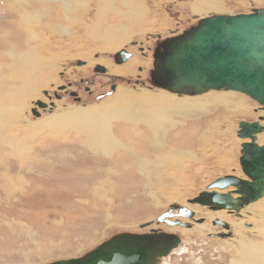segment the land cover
<instances>
[{"label":"rangeland","instance_id":"rangeland-1","mask_svg":"<svg viewBox=\"0 0 264 264\" xmlns=\"http://www.w3.org/2000/svg\"><path fill=\"white\" fill-rule=\"evenodd\" d=\"M200 3L0 0V264H41L79 255L115 232L147 231L137 225L154 221L174 202L191 207L193 217L202 221L180 217L190 226L152 224L182 237L160 264H264L248 263L244 259L249 249L243 252L248 245L264 246V219L186 202L217 176L237 174L236 170L244 175L238 160L244 140L237 135L238 122L264 116V109L247 94L209 89L181 95L163 89L175 96V103L161 112L165 123L161 121L158 129L147 126L151 116L141 111L142 104L130 119L103 116L105 130L113 137L106 149L90 140L91 132H97L84 125L91 121L67 119L56 129L38 124L70 108L111 110L119 101L101 102L117 88L121 93L162 89L134 84L138 74L148 82L157 38L177 34L211 13L264 6V0ZM124 33L125 42L107 38ZM122 47L132 52L129 58L137 59L115 63L113 53ZM77 59L86 63L77 64ZM96 63L104 64L109 73H93ZM61 71H66L64 76ZM83 77L93 82H82ZM67 80L73 81L80 99L63 95L54 106L40 107L38 115L31 111L35 99L48 100L46 91L52 97L57 85ZM93 123L100 125L96 119ZM262 198L252 204L264 211ZM212 217L228 223V236L210 235L221 229Z\"/></svg>","mask_w":264,"mask_h":264},{"label":"water","instance_id":"water-1","mask_svg":"<svg viewBox=\"0 0 264 264\" xmlns=\"http://www.w3.org/2000/svg\"><path fill=\"white\" fill-rule=\"evenodd\" d=\"M130 56L125 47L113 53L115 63H123ZM76 63L85 61L77 59ZM94 68L106 71L99 63ZM150 83L179 94L195 95L209 89L240 91L264 109V6L249 12L211 13L198 18L181 32L164 37L152 54ZM33 103L43 108L47 106L40 98ZM35 105L31 111L38 115ZM260 120H264V116L259 120L238 122L237 135L244 139L240 143L238 160L245 177L234 173L217 176L188 198V204L212 210L227 209L238 214L242 206L264 195V142L255 141L256 134L264 130ZM227 188L230 189L225 190ZM193 214L191 207L174 202L154 221L190 226L180 217L193 219ZM193 220L202 221V218ZM154 221L137 225L138 228L148 227L147 231L115 232L79 255L58 257L41 264H160L182 237L154 228ZM211 221L227 229L217 232V236L229 235L225 220L215 217Z\"/></svg>","mask_w":264,"mask_h":264},{"label":"bare ground","instance_id":"bare-ground-1","mask_svg":"<svg viewBox=\"0 0 264 264\" xmlns=\"http://www.w3.org/2000/svg\"><path fill=\"white\" fill-rule=\"evenodd\" d=\"M202 1V0H201ZM199 0V3L201 2ZM211 1V0H210ZM207 3V2H206ZM201 4V3H200ZM214 4V3H213ZM218 4V3H217ZM203 5V4H202ZM207 5V4H206ZM212 5V4H211ZM216 5V4H215ZM214 5V6H215ZM213 6V5H212ZM220 6V5H219ZM209 7V6H207ZM132 10V9H130ZM200 10V9H199ZM206 10V9H205ZM131 17V16H129ZM125 32V31H124ZM107 38L109 40H114L116 41V43H121L122 41L125 42V40L128 38V34L124 33L123 36H117V35H112V34H109L107 36ZM107 39V40H108ZM115 43V42H114ZM117 48V47H116ZM119 50V49H118ZM153 54V53H152ZM31 59H32V63H33V59H34V56H31ZM40 59V58H39ZM128 62L127 63H130V62H133L135 61L137 58H128ZM131 59V60H130ZM29 60V59H28ZM35 60V59H34ZM26 62V61H25ZM19 63V62H18ZM41 63V62H40ZM120 64V63H118ZM24 65V64H23ZM33 66V64H32ZM23 78V77H22ZM159 88V87H158ZM119 89L116 94H113V95H110L106 98H104L105 100H103L101 103H109V104H114L116 101H119V103H116L114 104L113 107H111V110H105L104 112H97L96 109H98V106L97 108L93 107L91 108L90 110H77V109H74V108H70L68 110H64V111H61V112H58L56 114H52L51 116H48L46 117L45 119H41L39 120V127L41 124H45V125H50L51 127H53V129H56V127L58 125H61L62 123H65L67 122V119H73V120H76V122L78 120L83 121V124L86 123V121H89L88 123H91L88 124V125H84V127H87L88 129L89 128H94L93 130H95L97 133L95 134H92V130H90L91 132V135L89 137L93 138V139H90L92 142H93V145L94 143L101 146V148H104L106 149V146L109 144V141L110 143L112 142V138H110L109 136V133H108V130L106 132L105 129H107V123L106 121L104 120L105 116L107 117L109 114H112V115H119V116H124L126 115L129 119L130 118H133V114H134V110H135V107L136 105H138L137 109H139V106H141V104L144 106V108L141 109V111L143 110H147L149 115L151 116V120L153 119V122L151 120L148 121L147 123V126L149 127V129L151 127H154L156 129H158L159 127H161L160 123L161 121L164 122V118L163 116H161V112L164 110L165 106L167 104H174L175 103V99L173 100V98L175 97L174 95L170 94V93H167L165 92L163 89H156V90H147V89H142L140 92H136V93H128V92H125V93H121L120 92V88H117ZM26 91V90H25ZM176 93V92H175ZM179 94V93H178ZM186 93H182L181 95H184ZM188 95V94H187ZM189 95H192V94H189ZM194 95V94H193ZM21 96V95H19ZM212 96V95H211ZM227 96V95H226ZM179 97H182L183 96H179ZM21 98V97H19ZM223 98H226V97H223ZM232 98V97H230ZM24 99V98H23ZM225 99H223L222 101H224ZM20 102V101H19ZM21 104V103H20ZM138 112V110H137ZM100 113H103L102 116ZM89 116V117H88ZM99 116H101L102 118L99 119ZM104 116V117H103ZM110 117V115H109ZM108 118V117H107ZM8 119V118H7ZM96 119V121L98 122V125L96 128V125L95 123H93V120ZM168 119V118H167ZM138 120H141V119H138ZM105 121V122H104ZM167 121V120H165ZM79 122V121H78ZM165 123V122H164ZM79 124V123H78ZM87 124V123H86ZM94 124V125H92ZM80 125V124H79ZM146 126V127H147ZM101 131V132H100ZM98 132H100L101 136L99 137L98 136ZM154 132V131H153ZM264 132V131H263ZM262 132L260 133H257L256 134V138H255V141L258 143V144H261L260 143V140L261 139L260 137L263 135L261 134ZM110 139V140H109ZM262 140V139H261ZM158 141H155L153 142V144L156 145ZM118 144V143H117ZM119 145V144H118ZM160 144H157L156 147H160L159 146ZM15 150L17 149V147H13ZM21 148V147H20ZM21 154V153H20ZM236 172H238L236 175H240L242 177H245L244 175H241L239 173L238 170H236ZM230 188H227L225 190H228ZM224 190V191H225ZM264 196V195H263ZM262 196V197H263ZM262 197L261 198V201H262ZM259 199V198H258ZM260 200V199H259ZM256 201V200H255ZM255 201H252V202H249L247 204H245L244 206H242L239 211H238V214L236 215H239L240 213H243L244 212V215L249 213L253 216H256L258 217L259 219H264V211L263 210H259L258 208H255L254 207V203ZM260 201V202H261ZM187 202V201H186ZM257 202V201H256ZM259 202V203H260ZM264 202V200H263ZM258 203V205H259ZM188 204V203H187ZM188 206V205H187ZM202 206V205H200ZM263 206V205H262ZM206 207V206H204ZM260 207V205L258 206ZM222 210V209H221ZM227 210V209H225ZM194 211V210H193ZM230 211V210H228ZM194 216V214H193ZM231 216V215H230ZM182 218V217H181ZM189 218V217H188ZM214 218V217H212ZM187 219V217L185 218ZM191 219V218H190ZM154 223H156L154 221ZM153 223V224H154ZM254 229V228H253ZM254 231H256V229H254ZM261 229L259 230L258 233H261L260 232ZM216 235V233H215ZM264 235V234H263ZM226 236V235H225ZM224 237V236H223ZM247 248L249 249V255H248V258L247 259H244V260H247L248 263H264V246L263 247H259L257 245H248L246 246V249L243 248V252L247 250ZM175 249V248H174ZM248 254V253H246ZM243 256V255H242ZM245 257V256H243Z\"/></svg>","mask_w":264,"mask_h":264},{"label":"flooded vegetation","instance_id":"flooded-vegetation-1","mask_svg":"<svg viewBox=\"0 0 264 264\" xmlns=\"http://www.w3.org/2000/svg\"><path fill=\"white\" fill-rule=\"evenodd\" d=\"M153 39H154V37H152ZM158 42H160V40H158V38H157V41L155 42V45H154V47H153V49H152V52L151 53H153V51H154V48L156 47V45L158 44ZM126 48V47H125ZM140 48L142 49V47H141V45H140ZM141 51V53L142 52H145L144 50H140ZM131 52V51H130ZM132 53V52H131ZM142 56H146V54L145 55H143V54H141ZM113 60H114V58H113ZM86 63V62H85ZM85 63H83V64H85ZM97 64V63H96ZM95 64V65H96ZM99 64H101V63H99ZM102 65H104V64H102ZM104 67H105V65H104ZM139 67V69L141 70L142 69V67H140V66H138ZM106 68V71H104V72H100V71H98V70H96L94 67H93V73H95V74H100V73H106V72H108V69H107V67H105ZM152 68V67H151ZM151 68L149 69V71H148V82H149V84H148V82H146L145 80H140L141 79V75H139L138 74V76L137 77H135V80H134V84H137V85H144V83H146V85H148V87H151L152 86V84L150 83V70H151ZM66 71H61L60 72V76H64ZM109 73V72H108ZM81 79V81L83 82H86V83H91V82H93L92 81V79L91 78H89V77H83V78H80ZM74 86V83H73V81H69V80H67L66 81V83L64 84V83H60V85H57V87L53 90V92H52V97H50L49 95L51 94V92L49 91V93H48V91H46V94H47V98H48V100H43V101H45L46 102V104L47 105H50L49 104V102H52L53 103V105L52 106H54V104H55V100H60L61 98H63L64 96L63 95H70L71 94V91H75L76 93L75 94H71L74 98H76V99H80V95H79V92H78V90H76V88L74 87V88H72ZM85 88H86V90H90V88H89V86L88 85H85L84 86ZM111 87H114V83H111ZM56 95H58L57 97H56ZM39 109H40V106H36L35 107V110L36 111H38L39 112ZM223 228L221 227V229H218V231L217 232H224V229L222 230ZM227 230V229H226ZM225 230V231H226ZM228 230H229V226H228ZM217 232H215V233H217Z\"/></svg>","mask_w":264,"mask_h":264}]
</instances>
